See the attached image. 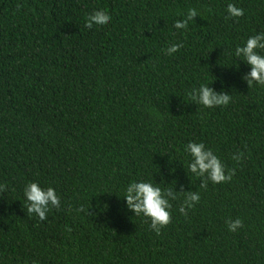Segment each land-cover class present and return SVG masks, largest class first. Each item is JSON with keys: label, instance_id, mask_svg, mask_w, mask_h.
<instances>
[{"label": "trees", "instance_id": "1", "mask_svg": "<svg viewBox=\"0 0 264 264\" xmlns=\"http://www.w3.org/2000/svg\"><path fill=\"white\" fill-rule=\"evenodd\" d=\"M229 3L244 15L226 19ZM94 10L111 22L87 28ZM259 32L264 0H0V264H264V84L234 55ZM202 83L230 103L197 104ZM189 141L232 180L191 173ZM133 180L172 204L159 234L126 205ZM31 181L61 198L44 220L27 212Z\"/></svg>", "mask_w": 264, "mask_h": 264}, {"label": "clouds", "instance_id": "2", "mask_svg": "<svg viewBox=\"0 0 264 264\" xmlns=\"http://www.w3.org/2000/svg\"><path fill=\"white\" fill-rule=\"evenodd\" d=\"M227 17H240L244 15V9L237 7L233 3L227 5ZM199 15L196 9H190L187 17L177 20L174 27L178 30L186 29L189 21ZM111 16L106 11L94 10L86 18L85 26L89 29L94 26H107L111 22ZM180 44H171L166 48V54L171 56L180 49ZM264 49V32L249 36L241 45H237L234 55L240 57L250 66V71L246 74L247 84L250 86L254 82L264 84V54L258 51ZM211 85V84H210ZM209 84H201L190 92V97L197 104L206 108L226 106L230 103L231 97L227 92L217 91ZM184 152L191 159L188 162V170L199 177H207L213 184H220L231 181L235 174V169H226V166L219 155L213 149L207 147L203 142L189 141L184 145ZM232 159L240 161L242 154H233ZM4 184H0V191L5 189ZM207 187V183L201 185ZM24 197L27 202V212L36 214L41 220L46 219L49 211L54 207L59 209L61 198L53 187L44 188L37 181L28 182L24 188ZM124 200L127 207L135 215H143L151 220L150 227L159 234L162 227L170 223L172 204L166 198L165 191L151 181L133 180L127 184L124 191ZM175 198V197H174ZM200 200L199 192H190L185 198L184 204L180 208L181 213L186 214V208H192ZM81 211L83 209H80ZM228 230L237 231L243 227L240 218L226 221Z\"/></svg>", "mask_w": 264, "mask_h": 264}]
</instances>
